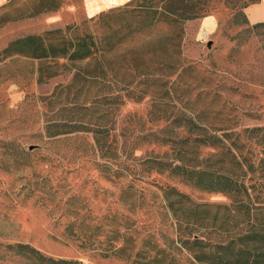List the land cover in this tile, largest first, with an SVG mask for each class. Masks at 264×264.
Instances as JSON below:
<instances>
[{
	"label": "rangeland",
	"instance_id": "1",
	"mask_svg": "<svg viewBox=\"0 0 264 264\" xmlns=\"http://www.w3.org/2000/svg\"><path fill=\"white\" fill-rule=\"evenodd\" d=\"M58 1L0 0V53L130 0H62L55 10ZM187 1L204 16L110 57L0 61V264H23L6 257L13 244L82 264H154L105 257L110 238L164 264L193 262L187 238L237 239L249 250L241 264H264V170L227 165L230 155L194 142L239 137L243 154L264 158V28L238 0ZM156 161L231 172L248 195L202 191Z\"/></svg>",
	"mask_w": 264,
	"mask_h": 264
},
{
	"label": "trees",
	"instance_id": "2",
	"mask_svg": "<svg viewBox=\"0 0 264 264\" xmlns=\"http://www.w3.org/2000/svg\"><path fill=\"white\" fill-rule=\"evenodd\" d=\"M240 1L238 0L234 4L237 11L260 3V0ZM61 4L62 0H59L54 9H59ZM203 16L204 10L197 5L188 3L187 0H130L121 7L109 9L86 19L81 25H67L64 28L46 31L41 35L14 40L0 53V61L12 56H21L38 61L57 59L74 64L84 61H97L99 58L119 54L155 34L166 32L170 36H175L181 32L183 23ZM253 28H264V22L253 24ZM126 67L125 64H122L119 69L124 70ZM110 97L116 98L115 96ZM223 109L220 107L215 117L221 115ZM253 130L259 131L261 129ZM150 136H154L155 140L157 139L163 144L171 142L168 138H158L156 134H150ZM223 138L204 135L194 142L198 145L216 148L223 156L228 157L227 155H230L234 161L227 160L225 162L227 165L230 162L237 164L240 170L246 166L245 172L252 173L256 170H264V158L260 157L258 162L254 163L253 152L242 153L246 144L242 143L239 137L231 140V136H226L224 139L228 144ZM153 169L167 171L170 175L181 178L184 182L202 191L220 192L235 196L248 195L244 184L242 182L238 184L231 172L225 170L213 172H208L204 168L191 170L183 165L171 166V164L157 163V161ZM242 171L244 172V170ZM169 191H175L178 195H182L173 188ZM113 221L115 219H112V223H115L113 226H116V222ZM113 226H111L110 232L114 236L117 230ZM247 237L249 235L241 236L240 239ZM86 239V241L90 240V238ZM108 240L113 250L110 253L105 251L103 253L105 257L132 258L133 262L149 260L154 264H164V256L159 258V253L150 257L143 248H140L132 255L133 247H130L128 243L116 248L112 243L113 239ZM236 240L232 239L227 243H210L198 238H191L190 240L187 238L183 242L189 245L188 250H195L192 252L194 255L193 262L190 263L189 261V264H241L243 260H246L249 250L242 248L237 242L234 243ZM83 243L85 240L82 238ZM4 248L6 257L17 259L23 264H82L78 261L45 256L26 244L7 245Z\"/></svg>",
	"mask_w": 264,
	"mask_h": 264
},
{
	"label": "bare ground",
	"instance_id": "3",
	"mask_svg": "<svg viewBox=\"0 0 264 264\" xmlns=\"http://www.w3.org/2000/svg\"><path fill=\"white\" fill-rule=\"evenodd\" d=\"M250 10L247 11V14L250 15V20L252 22L256 20H264V4L253 9V11H251V14H250Z\"/></svg>",
	"mask_w": 264,
	"mask_h": 264
},
{
	"label": "crops",
	"instance_id": "4",
	"mask_svg": "<svg viewBox=\"0 0 264 264\" xmlns=\"http://www.w3.org/2000/svg\"><path fill=\"white\" fill-rule=\"evenodd\" d=\"M263 3H264V0H261L260 3H258V4H253V5L249 6V7L247 8V10L251 9V10H250V14H251V11H253V9H255L256 7L261 6ZM246 15H247L248 20H249L250 23H252V24L264 22V20H256V21H253V22H252V21L250 20V15L247 14V13H246Z\"/></svg>",
	"mask_w": 264,
	"mask_h": 264
}]
</instances>
